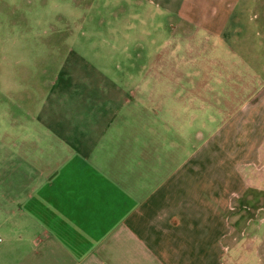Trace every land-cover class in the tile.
Wrapping results in <instances>:
<instances>
[{
	"label": "crops",
	"instance_id": "1",
	"mask_svg": "<svg viewBox=\"0 0 264 264\" xmlns=\"http://www.w3.org/2000/svg\"><path fill=\"white\" fill-rule=\"evenodd\" d=\"M152 2L109 54L13 75L0 264H264V0Z\"/></svg>",
	"mask_w": 264,
	"mask_h": 264
},
{
	"label": "rangeland",
	"instance_id": "2",
	"mask_svg": "<svg viewBox=\"0 0 264 264\" xmlns=\"http://www.w3.org/2000/svg\"><path fill=\"white\" fill-rule=\"evenodd\" d=\"M155 8L152 0H0V139H7L10 110L24 107L13 75L53 77L71 48L86 55L93 41L96 52L105 43L101 55L109 54V43L150 25Z\"/></svg>",
	"mask_w": 264,
	"mask_h": 264
}]
</instances>
